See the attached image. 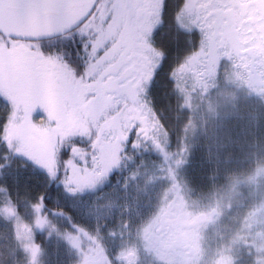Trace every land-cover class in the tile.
<instances>
[{"label": "rangeland", "instance_id": "rangeland-1", "mask_svg": "<svg viewBox=\"0 0 264 264\" xmlns=\"http://www.w3.org/2000/svg\"><path fill=\"white\" fill-rule=\"evenodd\" d=\"M209 1L196 4L214 14ZM243 3L248 15L234 25L235 36L230 27L214 44L208 39L215 31L202 9L169 19L175 24L167 30L178 26L189 42L180 51L191 52L185 71L198 67L206 73L202 92L189 106L191 119L175 161L167 156L149 161L114 192H99L118 166L122 133L97 150L88 179L77 168L71 172L65 186L73 188L65 199L76 213L77 228L67 226L65 217L42 216L31 225L43 224L49 238L68 250L72 264H86L92 253L111 264H264V0ZM158 20L149 28H160ZM162 57L151 54L153 70ZM143 87L135 118L149 121L148 82ZM135 118L124 130L137 124ZM8 132L17 152L42 170L54 169L45 148L50 145L23 133L19 124L10 123ZM22 239L28 241L26 233ZM30 240L32 263L45 264L48 252L36 246L34 236Z\"/></svg>", "mask_w": 264, "mask_h": 264}, {"label": "snow or ice", "instance_id": "snow-or-ice-1", "mask_svg": "<svg viewBox=\"0 0 264 264\" xmlns=\"http://www.w3.org/2000/svg\"><path fill=\"white\" fill-rule=\"evenodd\" d=\"M193 6L214 31L248 15L241 0H214V14L196 0ZM168 8L165 0V15ZM154 15L153 0H0V130L19 124L41 145H58L61 158L75 156L82 144L102 150L135 118L144 83L158 94L171 83L173 53L188 47L178 26L163 32L162 23L152 39L165 51L153 70L143 36ZM8 160L0 156V172L11 169ZM28 174L14 175L20 182Z\"/></svg>", "mask_w": 264, "mask_h": 264}, {"label": "trees", "instance_id": "trees-1", "mask_svg": "<svg viewBox=\"0 0 264 264\" xmlns=\"http://www.w3.org/2000/svg\"><path fill=\"white\" fill-rule=\"evenodd\" d=\"M167 27L163 32L168 31ZM187 55H191V52ZM187 55L183 52L173 53L170 61L173 67L169 72L171 83L165 82L156 95L147 93L153 119L147 121L137 116V124L123 131L118 166L104 179V186L99 192H114L133 172L149 161L162 162V158L167 156L174 162L181 154L184 124L190 121L192 115L189 106L194 104L193 97L202 92L206 82L204 70L195 67L191 72L185 71L183 62ZM187 100L192 102L188 103ZM3 114V109H0V116ZM10 140L7 125L0 130V156L7 154L9 160L6 162L11 164L10 170L0 172V264H33L28 249L31 236L35 237L39 249L48 252L45 264H72L68 250L49 238L43 224L37 223L38 228H32L31 225L37 218L42 219V216L65 217L67 226L77 228L76 213L65 199V191L73 187L66 188L65 185L69 183L75 168L82 172L83 177L87 176V170L92 171L95 163L92 158L98 151L94 153L87 144H82L76 149L75 156L61 158L58 145L45 147L52 153L55 165L54 169L42 170L36 162L17 152ZM23 169H27L29 174L17 182L14 174ZM5 175H12L13 178L5 180ZM25 233L28 241L22 239ZM98 255L102 259V254Z\"/></svg>", "mask_w": 264, "mask_h": 264}, {"label": "flooded vegetation", "instance_id": "flooded-vegetation-1", "mask_svg": "<svg viewBox=\"0 0 264 264\" xmlns=\"http://www.w3.org/2000/svg\"><path fill=\"white\" fill-rule=\"evenodd\" d=\"M168 2H169L168 14L165 15V9H164L165 0H153L154 13H155L153 17L154 23H158L159 22L158 19H161L162 23H165L167 26H169V24L170 25L172 24V22L169 21V19L171 18L172 20L173 19L175 20V17L176 15H178V12L182 13V16L184 17V16H188L189 11L192 12L194 11V8H195L193 6V0H168ZM209 2L214 3V0H210ZM242 3H243V0H242ZM247 5L248 4H245V7ZM232 28H233V31H231V33H233L235 36L234 26ZM155 31H156V28L155 29L149 28L148 34L143 36V42L144 44L147 45V48L150 50L151 54L154 51H158L159 54L163 56L165 50H163L164 48H162L160 44L161 43L160 40L152 39V33ZM220 34H221V31H215L212 37L211 38L209 37L208 40L212 41L213 44L218 43L220 40H223V38L220 37ZM208 40L206 39V41ZM157 42L159 43V47H157ZM151 43H152V46H151ZM87 259L88 260L86 261V264H110V262H108L106 258L101 259L99 258V255L96 253H92L90 257H88Z\"/></svg>", "mask_w": 264, "mask_h": 264}]
</instances>
